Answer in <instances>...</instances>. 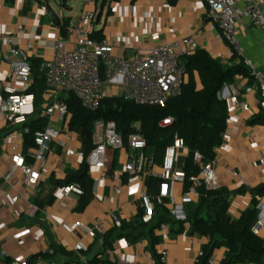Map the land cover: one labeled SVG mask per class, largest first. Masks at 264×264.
<instances>
[{
  "label": "crops",
  "instance_id": "1",
  "mask_svg": "<svg viewBox=\"0 0 264 264\" xmlns=\"http://www.w3.org/2000/svg\"><path fill=\"white\" fill-rule=\"evenodd\" d=\"M112 1L106 8L105 1L101 3L94 33L99 32L102 40L116 43L113 50L116 56L131 60L136 53H146L156 45L191 38L200 50L223 65H235L242 60L221 39L219 31L212 29L204 0ZM261 2L264 10V0ZM55 4L58 11L48 0H0V83L6 80L10 64L14 61L8 55L11 47L2 37L13 39L16 43L14 47L24 48L25 43H30L32 47L29 64L33 68V75L29 89L34 94L29 95L33 96V103L22 110L27 122L42 118L41 110L54 100L53 92L45 87L43 69L52 56L53 44L65 40L67 50L74 48V36L68 29L78 23L82 11L75 16L72 10L69 12L68 8L61 6L60 0H55ZM83 9H88V6L84 5ZM63 23L67 27L65 36L60 32ZM18 27L23 29L21 35L17 33ZM237 37L243 48V58L251 60L255 69L264 74L263 32L249 21L242 20L237 25ZM194 78L200 88L197 73ZM248 85L246 78L237 77L221 91L219 98L227 102L229 117L222 143L215 150L214 163L219 188L231 194L229 214L232 219L237 220L255 203L257 222H262L259 236L264 238V192L261 195L252 192L264 186V112L258 93L245 94ZM234 90L239 94L238 101L248 106L247 111L229 105ZM2 99L3 95L0 94V101ZM45 122L46 127L61 128L56 118L45 119ZM8 129L10 127L0 106V136ZM12 129L18 139L22 138L23 145L28 129L22 128V124ZM79 144L80 147L72 155H67L57 143L52 144L50 153L45 155L47 164L41 179L35 185L18 183L13 189L3 180L10 161L5 152L6 146L0 145V264L12 261L24 264H88L95 257L100 262L110 264L119 261L150 264V237L147 233L138 236V231L130 227L136 220L140 197L147 193L145 178H157L162 172L163 159L155 157L154 149L147 147L142 152L146 160L144 174L133 183H128L127 175L123 174L120 193L115 194L110 174L121 172L123 166L136 155L127 146L119 151H108L105 180H100L102 173L98 171L90 173L87 168L83 171L91 180L97 178L98 181L92 182V200L78 211L79 199L73 196L62 199L57 197L56 192L65 186L67 173L78 171L85 161L79 156V151L83 153L81 139ZM23 153L27 162L33 163L27 156L37 154L38 149L34 146L23 147ZM176 154L175 170H181L188 152L182 147ZM150 160H154V163ZM21 177V173L16 172L15 182ZM163 185L167 188V196L176 198L182 212L196 200L193 195L183 194L182 184L165 181ZM16 195L20 199L13 207L11 198ZM168 208L172 212L169 205ZM114 219L126 225L127 231L135 236L112 239L110 231L115 229ZM97 220L102 221L106 229L102 234L94 232L92 237H87L80 230L69 236L61 228L63 223H67L75 228L81 224L93 229ZM188 230L189 225L184 224L181 231L176 226H168L163 233L158 229L154 232L160 238L155 251L159 255L162 250H167V264H195L198 255L207 248V238L189 235ZM107 234L106 240L111 241L108 248L102 242ZM79 239L87 245L86 253L73 250ZM225 252L223 247L215 249L211 256L212 264H220Z\"/></svg>",
  "mask_w": 264,
  "mask_h": 264
},
{
  "label": "built area",
  "instance_id": "2",
  "mask_svg": "<svg viewBox=\"0 0 264 264\" xmlns=\"http://www.w3.org/2000/svg\"><path fill=\"white\" fill-rule=\"evenodd\" d=\"M98 0H86L85 6L90 2L97 3ZM207 6V15L212 23V29L219 31L223 39L233 50L234 54L242 58L243 64L249 70L253 83L245 88V94L258 93L260 106L264 112V74L258 72L252 61L243 58V48L237 37V25L242 20L261 30L264 34V10L261 0H204ZM97 12L95 10L83 9L78 23L70 27L68 32L74 36V48L67 50L65 40H59L52 46V56L45 62L44 79L45 87L52 91L54 100L46 108L42 109L40 116L45 119L56 118L61 124V128L46 127L34 133V147L38 149L37 154H28L33 163H28L23 153L22 138L16 137L12 127L23 124L26 119L22 110L33 103V96L27 92L32 79L31 66L29 64L32 47L30 43H25L24 48L14 47L16 43L13 39L2 37V40L11 48L8 55L14 59L10 64L6 80L0 83V94L3 95L1 111L11 129L0 145L6 146V155L9 157V168L3 180L12 189L16 184L24 183L35 185L42 177V171L46 170L45 155L50 153L51 145L57 143L67 155H72L80 147V136L69 130V114L66 104L60 100V95L71 93L81 104L90 111H96L102 100L105 98L103 86H117L121 90L120 97L124 101L132 102L136 106L143 107H163L169 100L177 98L181 94L184 69L182 60L190 57L199 49L198 44L191 38L182 41L171 42L163 45H156L146 53H136L131 60H126L113 54L116 43L105 40L95 41L91 38L95 31L97 22ZM17 33L22 34V27L17 28ZM123 47V43H119ZM238 92L233 91L229 99V105L233 108L239 107L243 111L248 110L245 103L238 101ZM171 120L162 122L161 126L170 125ZM62 138V139H61ZM94 147L86 158L81 151L79 156L85 159L88 172H100V180L107 178L105 175L107 152L119 151L125 147L123 140L117 132L113 121L98 122L95 124ZM183 147V142L176 140L173 146L166 148L163 158L162 172L157 178L164 181L182 184L184 174L180 170H175L177 150ZM127 148L135 153L132 161L127 162L121 172H112L110 179L113 182V191L120 193L123 183V174L127 175V182L133 183L144 174L146 160L142 152L146 149V143L140 134L135 133L129 136ZM193 162L199 167V174L194 180L195 187L203 184L209 190L219 188L218 177L214 161L203 163L198 152L193 154ZM20 172L22 177L16 181V172ZM235 175V173H233ZM97 178L92 182H97ZM166 186L163 185L160 195L155 198V204L161 205L163 198L168 199V205L172 208V216L179 221L184 220V214L177 203L176 198L168 197ZM84 194L82 187L77 183L65 185L57 189L56 195L59 198L75 197L80 199ZM190 195L196 197L195 188H191ZM18 195L11 198V205L14 207L19 202ZM140 205L145 209L144 222L151 219L153 201L142 194ZM121 223L114 219V227L119 228ZM62 230L69 236L74 235L77 230L83 232L87 237H92L94 232L104 233L105 225L97 220L93 229H89L81 224L76 228L63 223ZM262 222H256L251 232L260 235ZM161 233L168 230V226L163 224L158 229ZM73 250L79 253L88 251L87 245L82 239L77 240ZM167 250H162L159 254V263L167 264ZM202 253L198 255L195 264H198ZM150 264L156 261L150 257ZM9 264H24L19 261H12ZM116 264H128L119 261ZM208 264H212L211 259Z\"/></svg>",
  "mask_w": 264,
  "mask_h": 264
},
{
  "label": "trees",
  "instance_id": "3",
  "mask_svg": "<svg viewBox=\"0 0 264 264\" xmlns=\"http://www.w3.org/2000/svg\"><path fill=\"white\" fill-rule=\"evenodd\" d=\"M66 7V2L64 0ZM118 1V0H114ZM135 2L136 0H130ZM103 2V1H102ZM104 4V3H103ZM66 24L60 26V32L66 35ZM91 38L101 41L99 32L92 34ZM184 69L181 94L169 100L163 107L136 106L132 102L124 101L121 97L104 98L99 108L90 112L84 109L79 101L71 94L65 93L62 100L68 109L69 130L78 134L81 139L84 158L93 145L95 124L98 122L113 121L117 132L121 136L125 147L130 135L138 133L146 143V148H153L155 157L164 158L166 148L173 146L176 140L183 142L187 150L181 172L184 174L182 183L183 194H189L195 188L196 200L183 210L184 220L179 221L170 215L168 199L163 198L162 204H155L154 200L160 195L165 183L159 178L146 177L147 196L153 201L150 221L144 223L145 209L138 207V214L130 229L137 230L138 236L147 233L150 237L149 252L151 257L159 263V255L155 246L160 238L154 232L163 224L178 227L183 230L184 224L189 225V235H199L207 238L209 244L202 253L198 264H208L212 252L223 247L226 252L220 264H264V238L254 235L251 230L257 222L256 204L246 209L235 220L229 214L231 194L224 189L209 190L203 184L195 187L194 180L199 174V167L193 162V154L198 152L203 163L215 159V150L221 145L228 121V104L221 100L218 94L223 87L232 83L237 77L246 78L249 85L253 83L249 70L239 61L235 65H223L213 60L208 53L198 49L190 57L181 62ZM31 66V65H30ZM33 75V68L31 66ZM197 73L200 88L196 85L194 74ZM45 82V79H44ZM28 94H34L31 89ZM36 101V100H35ZM170 119V125L161 126L164 120ZM47 126L45 119L38 118L31 122L25 121L22 128L28 129L24 135L25 149L34 146L33 136L38 130ZM11 129L4 132L0 139L11 133ZM154 163V160H150ZM163 164V160L162 163ZM85 161L78 171L67 173L66 184H79L84 194L79 199L77 210H82L92 200V180L87 173ZM258 195L264 192V186L252 191ZM128 227L121 224L119 228L111 230L112 239H129L134 235L127 231ZM103 237L105 247H110L111 241ZM88 264H110L100 262L95 257Z\"/></svg>",
  "mask_w": 264,
  "mask_h": 264
},
{
  "label": "rangeland",
  "instance_id": "4",
  "mask_svg": "<svg viewBox=\"0 0 264 264\" xmlns=\"http://www.w3.org/2000/svg\"><path fill=\"white\" fill-rule=\"evenodd\" d=\"M50 5L56 10L58 11V7L55 4V0H48ZM103 0H98L97 3L94 2H90V4L88 5V9L90 10H95L97 13H99L100 11V5L102 3ZM105 4L104 7L106 8L109 5H111L113 3L112 0H104ZM86 0H68L66 2V8H68L70 12V10H72L73 14L76 16V14L80 11H82L84 5H85ZM102 92L104 94V96L106 98H115V97H120L121 91L120 89L116 88V87H112L110 85H104L102 88Z\"/></svg>",
  "mask_w": 264,
  "mask_h": 264
},
{
  "label": "water",
  "instance_id": "5",
  "mask_svg": "<svg viewBox=\"0 0 264 264\" xmlns=\"http://www.w3.org/2000/svg\"><path fill=\"white\" fill-rule=\"evenodd\" d=\"M60 4L63 7L65 5V1L64 0H60ZM221 95V92L218 94V97Z\"/></svg>",
  "mask_w": 264,
  "mask_h": 264
}]
</instances>
